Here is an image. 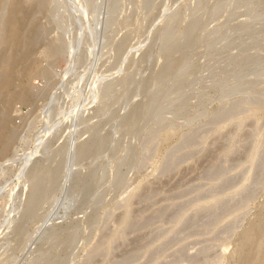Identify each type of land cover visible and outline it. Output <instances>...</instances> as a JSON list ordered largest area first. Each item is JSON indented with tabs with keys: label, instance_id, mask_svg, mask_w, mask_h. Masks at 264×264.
<instances>
[{
	"label": "rangeland",
	"instance_id": "1",
	"mask_svg": "<svg viewBox=\"0 0 264 264\" xmlns=\"http://www.w3.org/2000/svg\"><path fill=\"white\" fill-rule=\"evenodd\" d=\"M34 4L2 2L0 55L16 67L0 110L16 135L0 159V264L239 263L264 209V0ZM10 25L21 32L6 47ZM28 153L44 180L22 175Z\"/></svg>",
	"mask_w": 264,
	"mask_h": 264
},
{
	"label": "bare ground",
	"instance_id": "2",
	"mask_svg": "<svg viewBox=\"0 0 264 264\" xmlns=\"http://www.w3.org/2000/svg\"><path fill=\"white\" fill-rule=\"evenodd\" d=\"M31 3H37L38 4V6H40V7H43V6H45L44 5V1H45V3H46V0H29ZM241 1V0H240ZM2 2L4 3V0H0V32H3L6 28H5V19L3 20V18H2V16L4 17L5 15H3V12H5V11H3V9H5V8H3V5H2ZM205 2V1H204ZM244 2V1H243ZM247 2V1H246ZM258 2H260V1H258ZM242 3V2H241ZM248 3H250V1H248ZM34 4V5H35ZM225 4V3H224ZM253 4V3H252ZM251 4V5H252ZM204 5H206V4H204ZM204 5H203V8H204ZM227 5H229V4H226V6ZM234 5V4H233ZM245 5V4H244ZM250 5V6H251ZM230 6V5H229ZM240 7L242 6L241 4L239 5ZM254 5H252V7H253ZM258 6H259V4H258ZM258 6L257 7H255V8H258ZM5 7V6H4ZM18 7H15V9H14V6H13V9H14V13L16 12V10H17V12L19 11L18 9H17ZM234 8V7H233ZM244 8V7H243ZM251 8V7H250ZM237 9V8H236ZM236 9H234V10H236ZM262 9H264V7L262 8ZM261 10V9H260ZM231 11H232V9H231ZM249 11V10H248ZM203 12V11H202ZM207 12V11H206ZM251 13H252V11H250ZM254 12H255V10H254ZM13 13V12H12ZM256 13H258V12H256ZM6 14V13H5ZM17 13H15V15H16ZM254 14V13H253ZM14 15V14H13ZM204 15V14H203ZM209 16V15H208ZM11 18H13V17H11ZM14 18H15V16H14ZM9 23V22H8ZM7 24V23H6ZM13 24V23H12ZM203 26V25H202ZM3 27H4V30L2 31V29H3ZM187 27H189V26H187ZM197 27V26H196ZM173 28V27H172ZM190 28V27H189ZM204 28H205V26H204ZM23 29V28H22ZM201 29V28H200ZM199 29V30H200ZM171 30V29H170ZM187 31H188V29H186ZM191 30V29H190ZM189 30V31H190ZM196 30V29H195ZM194 30H192V32H193ZM5 32H6V30H5ZM20 32H21V27H19V26H11L10 25V28L8 29V37L6 36L5 38L4 37H2V38H4V43L6 42V40H7V42H6V44H8V45H6V47L7 46H9L10 44V40L12 39V37H16V36H20ZM23 32V31H22ZM168 32V31H167ZM174 32H175V30H174ZM186 32V31H185ZM171 33V32H170ZM191 33V32H190ZM203 33H204V31H203ZM2 34V33H1ZM4 34V33H3ZM3 34L1 35V36H3ZM6 34H7V32H6ZM123 34H124V32H123ZM168 34H169V32H168ZM205 34V33H204ZM210 34V33H209ZM124 35H126V34H124ZM123 35V36H124ZM129 35V34H128ZM173 35V34H172ZM183 34H181V36H182ZM186 35V34H185ZM188 36H189V34H187ZM0 36V37H1ZM5 36V35H4ZM167 36V35H166ZM169 36V35H168ZM180 36V35H179ZM205 36V35H204ZM120 37V36H119ZM125 37V36H124ZM129 37V36H128ZM170 37V36H169ZM168 37V38H169ZM176 38L178 37L177 35L175 36ZM183 37V36H182ZM1 38V39H2ZM121 38V37H120ZM167 38V37H166ZM165 38V39H166ZM10 39V40H9ZM14 39V38H13ZM12 39V40H13ZM125 39V38H124ZM126 39H128V38H126ZM173 39V38H172ZM175 39V38H174ZM201 39V38H200ZM200 39L198 40L199 42H200ZM120 40H122V39H120ZM120 40H119V42H120ZM170 40V39H169ZM177 40V39H176ZM182 40V39H181ZM188 40V39H187ZM195 40V39H194ZM2 41V40H1ZM61 42H63V41H61ZM122 42H123V40H122ZM121 42V43H122ZM178 42V41H177ZM183 42V41H182ZM187 42V41H186ZM125 43V42H124ZM170 43H171V41H170ZM176 43V42H175ZM55 44V43H54ZM53 43H52V46H51V50H50V52H55L56 51V53H58V52H60L61 50H62V46H60L61 45V43H56L55 45H54ZM120 44V43H119ZM169 44V43H168ZM173 44V43H172ZM65 45V44H64ZM182 45H183V43H182ZM188 45V44H187ZM1 46V45H0ZM181 46V45H180ZM118 47V46H117ZM166 47V46H165ZM176 47V46H175ZM178 47V46H177ZM195 47H199L198 45L197 46H195ZM200 47H203V46H201V44H200ZM189 48H190V46H189ZM188 48V49H189ZM57 49L59 50V49H61L60 51H58L57 52ZM171 49H172V47H171ZM170 49V50H171ZM194 49V48H193ZM178 50V49H177ZM190 50V49H189ZM192 50V49H191ZM190 50V51H191ZM222 50V49H221ZM173 52V51H172ZM223 52H224V49H223ZM119 53V52H118ZM197 53V52H196ZM221 53V52H220ZM51 54V53H50ZM53 54V53H52ZM55 54V53H54ZM122 54V53H121ZM175 54V53H174ZM191 54V53H190ZM189 54V55H190ZM166 55V54H165ZM119 56H121V55H119ZM117 57V56H116ZM120 58V57H119ZM190 58H191V56H190ZM245 59H246V57H245ZM8 60H9V55H8V53H7V51L5 50L1 55H0V68H1V73H0V75H4V76H7V78L3 81L4 83L2 84V83H0V89H1V91L2 90H5V89H7L8 88V86H10L11 84H13V82H15V80L14 79H10L9 78V76H10V74H12V72L14 71V69H15V67H16V64H13V65H10V66H8L7 65V62H8ZM165 61V60H164ZM172 62V61H171ZM210 62V61H209ZM185 63V62H184ZM184 63H183V65L181 64V65H179V66H185L184 65ZM237 63V62H236ZM169 64H170V62H169ZM165 67V66H164ZM166 67H168V66H166ZM174 67V66H173ZM181 68H183V67H179V69H181ZM159 69V68H158ZM152 70V69H151ZM153 71V70H152ZM158 71H160V70H158ZM168 71H169V68H168ZM178 71V70H177ZM176 71V72H177ZM181 71V70H180ZM179 71V72H180ZM197 71V70H196ZM164 73H165V71H163ZM189 72V71H188ZM187 72V73H188ZM174 73V72H173ZM182 73V72H181ZM194 73H196V72H194ZM153 74V73H152ZM157 74V73H156ZM163 74V73H162ZM162 74H161V76H162ZM178 74V73H177ZM154 75V74H153ZM164 75V74H163ZM173 75V74H172ZM147 76H150V75H147ZM180 77V76H179ZM183 77H185L184 75H183ZM182 77V78H183ZM151 78V77H150ZM171 78V77H170ZM161 79H162V77H161ZM177 79V78H176ZM146 80V79H145ZM148 80H149V78H148ZM155 80H156V76H155ZM154 80V81H155ZM168 80H169V78H168ZM165 79H164V81H163V83H165ZM180 81V80H179ZM184 81V80H183ZM145 82V81H144ZM147 83V82H146ZM156 83V82H155ZM162 83V84H163ZM183 83V82H182ZM145 84V83H144ZM150 84H151V81H150ZM168 84V83H167ZM174 84V83H173ZM156 85V84H155ZM159 85V84H158ZM166 85V84H165ZM175 85V84H174ZM255 85H257V84H255ZM177 86V85H176ZM143 87H144V85H143ZM160 87H161V85H160ZM168 87H171V86H168ZM249 87H252V86H250L249 85ZM164 88H165V86H164ZM172 88V87H171ZM263 88H264V86H263ZM175 88H172V91L174 90ZM161 90H162V88H161ZM161 90H159V91H161ZM164 90V89H163ZM170 90V89H169ZM246 90H247V87H246ZM257 90V89H256ZM259 91V90H258ZM258 91H257V93H258ZM261 91V90H260ZM171 92V91H170ZM243 92H245V91H243ZM252 92V91H251ZM262 92V91H261ZM108 93V92H107ZM169 93V92H168ZM174 92H172L170 95H172ZM182 93V92H181ZM254 93H256V92H254ZM263 93V92H262ZM110 94V93H109ZM166 94V93H165ZM164 94V95H165ZM175 94H177V93H175ZM158 95V94H157ZM167 95V94H166ZM174 95V94H173ZM178 95H179V93H178ZM251 95V94H250ZM19 96L20 97H24V96H26V94L24 93V92H21L20 94H19ZM108 96V95H107ZM155 96V95H154ZM247 96V95H246ZM245 96V97H246ZM264 96V95H263ZM156 97V96H155ZM168 97H169V95H168ZM171 97V96H170ZM169 97V98H170ZM175 97V96H174ZM173 97V98H174ZM181 97V96H180ZM184 97V96H183ZM252 97V96H251ZM262 97V96H261ZM165 98V96L162 98V99H164ZM168 98V99H169ZM179 98V97H178ZM187 98V97H186ZM243 98V97H242ZM253 98V97H252ZM152 99H154L153 97H152ZM167 99V98H166ZM165 99V100H166ZM171 99V98H170ZM177 99V98H176ZM175 99V100H176ZM184 99V98H183ZM188 99V98H187ZM249 99V98H248ZM247 99V100H248ZM182 100V99H181ZM185 100V99H184ZM246 100V99H245ZM246 100V101H247ZM251 100V99H250ZM157 101V100H156ZM169 101V100H168ZM171 101V100H170ZM243 101V100H242ZM150 102H153V100L152 101H150ZM158 102V101H157ZM164 102V101H163ZM176 102H177V100H176ZM180 102V101H179ZM239 102V101H238ZM252 101H250V103H251ZM255 102V101H254ZM147 103V102H146ZM145 103V104H146ZM246 103V102H245ZM249 103V102H248ZM154 104V103H153ZM181 104V103H180ZM147 105H149L148 103H147ZM152 105V104H151ZM156 104H154V106H155ZM159 105H161V104H159ZM165 105V104H164ZM164 105H161V107L162 106H164ZM179 105V104H178ZM233 105V104H232ZM239 105V104H238ZM237 104H236V107L238 106ZM252 105V104H251ZM150 106V105H149ZM168 106V105H167ZM180 106V105H179ZM233 106H235V105H233ZM241 106V105H240ZM253 106V105H252ZM159 107V106H158ZM157 107V108H158ZM165 107H166V105H165ZM190 107V106H189ZM142 108V107H141ZM141 108H140V112L143 110V108H142V110H141ZM147 107L145 106V109H146ZM151 108V107H150ZM154 108V107H153ZM170 108V107H169ZM182 108V107H181ZM254 108V107H253ZM160 109V108H159ZM166 109V108H165ZM164 109V110H165ZM172 109V108H171ZM236 110L238 109V107L237 108H235ZM247 109V108H246ZM250 109V108H249ZM147 110V109H146ZM183 110V109H182ZM186 110V109H185ZM189 110V109H188ZM7 111V110H6ZM151 111V110H150ZM155 111V110H154ZM254 111V110H253ZM253 111H252V113H253ZM132 112V111H131ZM148 112V111H147ZM155 112H157L158 113V111H155ZM160 112H161V110H160ZM159 112V113H160ZM230 112V111H229ZM233 112V111H232ZM231 112V113H232ZM235 112V111H234ZM242 112V111H241ZM241 112H240V114H241ZM245 111H243V113H244ZM246 112H247V110H246ZM245 112V113H246ZM250 112H251V110H250ZM249 112V113H250ZM132 113H134V114H132L133 115V117H135V112H132ZM144 113V112H143ZM150 113V112H149ZM148 113V114H149ZM179 113V112H178ZM182 113V112H181ZM185 113V112H184ZM186 113H188L187 111H186ZM236 113V112H235ZM239 113V112H238ZM131 114V113H130ZM129 114V115H130ZM147 114V113H146ZM230 115V113H226V115ZM233 114V113H232ZM237 114V113H236ZM10 114H8V112H3L2 113V111L0 110V159L2 158V157H4V155L7 153V151H8V149H9V147H10V145H11V141H12V139L15 137V133H13V132H10L9 130H8V128H7V120H8V116H9ZM138 115V114H137ZM153 115V114H152ZM154 115H156V114H154ZM178 115V114H177ZM184 115V114H183ZM182 115V116H183ZM248 116V115H247ZM127 117V116H126ZM126 117L124 116V118L126 119ZM143 117V116H142ZM163 117V116H162ZM177 117V116H176ZM228 117V116H227ZM227 117H224V118H227ZM231 118H233L232 117V115L230 116ZM235 117V116H234ZM241 117V116H240ZM244 117V116H243ZM124 118H123V120L122 121H124ZM130 118V117H129ZM136 118L137 117H135V120H136ZM152 118V117H151ZM155 118V117H154ZM140 119H141V117H140ZM163 119H164V117H163ZM162 119V120H163ZM128 120V119H127ZM130 120H131V118H130ZM147 120V119H146ZM149 120V119H148ZM156 120H159V118L158 119H156ZM223 120V119H222ZM228 120V119H227ZM126 121V120H125ZM142 121H143V118H142ZM141 121V122H142ZM170 121V120H169ZM168 121V122H169ZM224 121H225V119H224ZM234 121V120H233ZM236 121V120H235ZM234 121V122H235ZM128 122V121H127ZM140 122V123H141ZM152 122V121H151ZM150 122V123H151ZM231 122V121H230ZM239 122H241V121H239ZM147 123V122H146ZM158 123V122H157ZM122 124H124V123H122ZM129 124V123H128ZM155 124H156V122H155ZM153 125V124H152ZM134 126H135V124H134ZM137 126V125H136ZM135 126V127H136ZM140 126H142V125H140ZM140 126L138 125V127L140 128ZM150 126V125H149ZM159 126H161V125H159ZM169 126V125H168ZM129 127V126H128ZM164 127V126H163ZM172 127V126H171ZM153 128V127H152ZM160 128H162V127H160ZM126 129V134H128L127 133V131H129V130H127V128H125ZM154 129V128H153ZM152 129V130H153ZM156 129V128H155ZM166 129V128H165ZM148 130V129H147ZM160 130V129H159ZM162 130V129H161ZM132 131V130H131ZM150 131V130H149ZM155 131V130H154ZM156 131H158V130H156ZM138 132V131H137ZM160 132V131H159ZM124 133H125V131H124ZM130 134V133H129ZM159 134V133H158ZM123 135V134H122ZM153 135V134H152ZM169 135V134H168ZM99 136V135H98ZM124 136V135H123ZM148 136V135H147ZM150 136V135H149ZM148 136V137H149ZM170 136V135H169ZM168 136V137H169ZM151 137H153V136H151ZM96 139L98 138V137H95ZM154 138V137H153ZM152 138V139H153ZM101 139V138H100ZM100 139H99V141H100ZM151 139V140H152ZM94 141H95V139H94ZM97 141V140H96ZM104 141H105V139H104ZM92 142V141H91ZM94 143V142H93ZM92 143V144H93ZM97 143V142H96ZM103 143H105V142H102V144ZM91 144V143H90ZM89 144V146L91 147V145ZM98 144V143H97ZM100 144V143H99ZM106 144V143H105ZM152 144V143H151ZM88 145V144H87ZM149 145V144H148ZM95 146H98V145H95ZM101 147V146H100ZM133 147V146H132ZM148 147V146H147ZM150 147V146H149ZM148 147V148H149ZM155 147V146H154ZM84 148V147H83ZM82 148V149H83ZM151 148V147H150ZM95 149V148H94ZM101 149H102V147H101ZM117 149V148H116ZM122 147H121V151H122ZM131 149V148H130ZM155 149V148H154ZM86 150V149H85ZM91 152V151H90ZM93 152H95V151H93ZM120 152V151H119ZM125 152V151H124ZM135 152V151H134ZM86 153V152H85ZM97 153V152H96ZM128 153V152H127ZM27 154V153H26ZM91 154V153H90ZM93 154V153H92ZM25 155V154H24ZM33 155H34V153H31V154H29L28 153V155H26V157L24 158V162H23V164H22V167H21V173H22V175L24 174V173H26L27 174V172L29 171L30 172V168L32 169L31 170V172H32V174H31V176H30V174H29V176H30V178H29V176L28 175H26L25 174V176L27 177L28 176V178L31 180L32 178H33V180H34V178H36L37 176H41V178H42V175H40L39 173L40 172H42L41 174H43V172H44V174H45V172H47V171H45L46 169L44 168V167H42L41 165H35L33 168H32V166L30 165L31 163H30V161H31V159L33 158ZM95 155V154H94ZM93 155V156H94ZM113 155H114V153H113ZM6 156V155H5ZM88 156V155H87ZM82 157H83V155H82ZM116 157V156H115ZM131 157H133V156H131ZM138 158V157H137ZM32 160H34V159H32ZM132 160V159H131ZM130 160V161H131ZM133 161V160H132ZM41 163V162H40ZM133 163V162H132ZM131 163V164H132ZM125 164V163H124ZM130 164V163H129ZM129 164H127V165H129ZM126 165V166H127ZM135 165V164H134ZM133 165V166H134ZM59 166V165H58ZM61 166V165H60ZM132 166V165H131ZM132 166V167H133ZM56 167V166H55ZM135 168V167H134ZM52 169V168H51ZM55 169V168H54ZM62 169V168H61ZM131 169V168H130ZM137 170V169H136ZM30 172V173H31ZM60 172H62V171H60ZM50 173V175H51V177H50V181L52 182V181H54L55 182V180H57L56 178H57V176H58V171L57 170H52V172L50 171L49 172ZM39 174V175H38ZM123 174V173H122ZM121 174V175H122ZM33 176V177H32ZM115 177L117 176V175H114ZM32 177V178H31ZM85 177V176H84ZM122 177V176H121ZM124 177V176H123ZM122 177V178H123ZM40 179V177H38V179L36 180V182H34V181H32L33 183H34V185H33V190L31 191V188H32V185H31V188H30V185H29V188H30V191H31V193L28 195V197H27V200H25V202H27L26 204H27V209L29 210V212H30V214H32V211L34 210V211H36V209H37V207H38V205H39V203H40V200H41V196L44 194H42V192H43V189L42 188H39V187H43V188H45L44 186H42V182H44L43 180L42 181H40L39 180ZM52 179V180H51ZM96 179V178H95ZM106 179V178H105ZM124 179H126V178H124ZM123 179V180H124ZM30 180H29V182H30ZM41 182V186H40V182ZM60 180L61 179H59L58 181L60 182ZM100 180V179H99ZM98 180V181H99ZM48 181V180H47ZM57 181V182H58ZM113 181V180H112ZM117 181V180H116ZM119 182H120V180H119ZM124 181H122V183H123ZM91 183V182H90ZM45 184H46V182H45ZM58 184V183H57ZM84 184V183H83ZM115 184V183H114ZM118 184V183H117ZM151 184V183H150ZM52 185H53V188L55 187L54 186V184H53V182H52ZM60 185V184H59ZM87 186V185H86ZM114 186H116V185H114ZM113 186V187H114ZM138 186V185H137ZM149 186V185H148ZM99 187V186H98ZM97 187V188H98ZM101 187V186H100ZM120 187V186H119ZM110 188V187H109ZM138 188V187H137ZM153 188V187H152ZM42 191H41V190ZM51 189V188H50ZM84 189V188H83ZM94 189V188H93ZM111 189V188H110ZM109 189V190H110ZM115 189V188H114ZM148 189V188H147ZM45 190V189H44ZM112 190H113V188H112ZM117 190V189H116ZM127 190V189H126ZM125 190V191H126ZM150 190V189H149ZM2 191V190H1ZM86 191V190H85ZM96 191V190H95ZM115 191V190H114ZM151 191V190H150ZM24 192V191H23ZM50 192V191H49ZM89 192V191H88ZM103 192V191H102ZM12 193V192H11ZM46 193V192H45ZM129 193V192H128ZM138 193H139V191H138ZM235 193V192H234ZM20 194V193H19ZM112 194H113V192H112ZM142 194V193H141ZM144 194V193H143ZM146 194V193H145ZM8 195H10V193L8 194ZM12 195V194H11ZM91 195V194H90ZM101 195V194H100ZM129 195V194H128ZM152 195V194H151ZM215 195V194H214ZM101 196H103V195H101ZM22 197H23V195H22ZM89 197V196H88ZM122 197V196H121ZM121 197L119 198V199H121ZM140 197V196H139ZM143 197V196H142ZM150 197V196H149ZM20 198V197H19ZM98 198H100L99 196H98ZM104 198V197H103ZM126 198V197H125ZM132 198V197H131ZM263 198V197H262ZM21 199V198H20ZM101 199V198H100ZM115 199V198H114ZM146 199V198H145ZM150 199H151V197H150ZM98 200V199H97ZM250 200V199H249ZM7 201V200H6ZM21 201V200H20ZM101 201V200H100ZM125 201H126V199H125ZM248 201V200H247ZM262 202V201H261ZM264 202V201H263ZM20 203H22V202H20ZM95 203H96V201H95ZM95 203H93V204H95ZM99 203H101V202H99ZM126 203V202H125ZM132 203V202H131ZM43 204H44V202H43ZM81 205V204H80ZM115 205V204H114ZM125 205V204H124ZM132 205V204H131ZM258 206H260V205H258ZM24 207V206H23ZM41 207V206H40ZM79 207H81V206H79ZM85 207V206H84ZM107 207V206H106ZM131 207V206H130ZM133 207V206H132ZM262 208H264V206H261ZM26 208H25V210H26ZM81 208H83V207H81ZM113 208V207H112ZM40 209V208H39ZM80 209V208H79ZM95 209V208H94ZM94 209L92 208V210L94 211ZM41 210V209H40ZM39 210V211H40ZM105 210H107V209H105ZM132 210V209H131ZM262 210H263V212H262ZM24 211V210H23ZM33 211V212H34ZM96 211V210H95ZM94 211V212H95ZM259 211V210H258ZM260 211L262 212L261 214H257L259 217L257 218V216H256V220H257V222H255L254 220H255V218L254 219H252V223L253 222H255V224L253 223V226L251 225V227L250 226H248V227H250V229L249 230H246L245 232L247 233V235H245V236H248V239H247V241H245V243H243V242H241L239 245H238V248L242 251V256L240 257V259L238 260V261H240L239 263H236V264H264V209H260ZM260 211L258 212V213H260ZM91 212V211H90ZM107 212V211H106ZM125 212V211H124ZM24 213V212H23ZM27 213V212H26ZM246 213V212H245ZM35 214V213H34ZM37 214V213H36ZM130 214V213H129ZM244 214V213H243ZM29 215V214H28ZM124 215V214H123ZM122 215V216H123ZM128 215V214H127ZM21 217V216H20ZM29 217V216H28ZM129 217V216H128ZM24 218H25V216H24ZM24 218H22V219H24ZM30 218V217H29ZM122 219V218H121ZM20 221V220H19ZM22 221V220H21ZM97 221V220H96ZM18 222V221H17ZM22 223V222H21ZM131 223V222H130ZM129 223V224H130ZM17 224V223H16ZM140 224V223H139ZM251 224V223H250ZM23 225V224H22ZM134 226V225H133ZM138 226V225H137ZM144 226V225H143ZM146 226V225H145ZM25 228V227H24ZM135 228V227H134ZM140 228V227H139ZM137 230H138V228H136ZM143 229V228H142ZM21 230H23V229H21ZM26 230V229H25ZM136 230V231H137ZM133 231V230H132ZM16 232H18V231H16ZM21 232H24V230L23 231H21ZM25 233V232H24ZM23 233V234H24ZM57 233V232H56ZM134 233V232H133ZM244 233V232H243ZM246 233H244V234H246ZM53 234H55V233H53ZM59 234V233H58ZM148 234V233H147ZM243 235V234H242ZM20 236V235H19ZM58 236V235H57ZM119 236V235H118ZM136 236V235H135ZM142 236V235H141ZM121 237V236H120ZM128 237V236H127ZM126 237V238H127ZM146 237H147V235H146ZM61 238V237H60ZM126 238H124V239H126ZM143 238V237H142ZM20 239V238H19ZM56 239H58V237L56 238ZM75 239H76V237H75ZM137 239V238H136ZM150 239V238H149ZM128 240V239H127ZM145 240V239H144ZM122 241H124V240H122ZM138 241H140V240H138ZM137 241V242H138ZM150 241V240H149ZM125 242V241H124ZM141 242H143V241H141ZM147 242V241H146ZM123 243V242H122ZM133 243V242H132ZM144 243V242H143ZM243 243V244H242ZM126 244H127V242H126ZM149 244V243H148ZM151 244V243H150ZM149 244V245H150ZM148 247V246H147ZM237 247V246H236ZM135 248H136V246H135ZM235 248V247H234ZM69 249V248H68ZM183 249V248H182ZM161 251V250H160ZM123 252V251H122ZM130 252V251H129ZM157 252V251H156ZM163 252V251H162ZM186 252H187V250H186ZM185 252V253H186ZM181 253V252H180ZM184 252H182V254H183ZM70 254V253H69ZM128 254V253H127ZM192 254V253H191ZM67 255V254H66ZM122 255V254H121ZM155 255H156V253H155ZM189 255V254H188ZM195 255V254H194ZM235 255H238L237 253H235ZM158 256V255H157ZM184 256V255H183ZM66 257V256H65ZM155 257V256H154ZM190 257V256H189ZM234 257V256H233ZM157 258V257H156ZM159 258H160V256H159ZM193 258V257H192ZM199 258V257H198ZM67 259V258H66ZM182 260V259H181ZM66 261V260H65ZM155 261V260H154ZM192 261V260H191ZM194 261H196V260H194ZM237 261V262H238ZM197 262V261H196ZM187 263H189L190 264V262H187ZM186 263V264H187ZM65 264V263H64Z\"/></svg>",
	"mask_w": 264,
	"mask_h": 264
}]
</instances>
